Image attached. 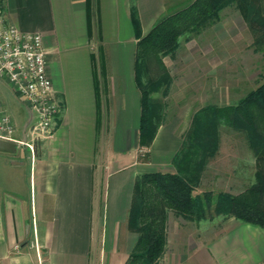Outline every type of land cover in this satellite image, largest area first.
I'll return each mask as SVG.
<instances>
[{
  "label": "crops",
  "instance_id": "1",
  "mask_svg": "<svg viewBox=\"0 0 264 264\" xmlns=\"http://www.w3.org/2000/svg\"><path fill=\"white\" fill-rule=\"evenodd\" d=\"M169 1L90 0V37L86 0H1L7 23L41 36L59 114L33 151L14 144V153L0 152V264H125L137 240L127 228L134 183L173 172L182 146L173 123L148 148L138 144L131 9L144 36ZM29 121L30 113L13 140L29 142ZM169 219L158 264H264L254 226L230 218L203 241L172 245Z\"/></svg>",
  "mask_w": 264,
  "mask_h": 264
},
{
  "label": "trees",
  "instance_id": "2",
  "mask_svg": "<svg viewBox=\"0 0 264 264\" xmlns=\"http://www.w3.org/2000/svg\"><path fill=\"white\" fill-rule=\"evenodd\" d=\"M261 0H193L178 11L161 18L144 36L140 35L131 9L132 24L136 34L134 53V81L140 95L138 144L148 148L159 127L158 106L151 95L161 90L166 95L171 78L162 67V57L173 53L181 36L197 33L219 21L220 12L234 4L242 16L255 13L248 20L254 34V45L264 53V15L260 13ZM88 33L90 27V0H86ZM152 60L161 65L160 77L144 88L143 70ZM226 125L242 132L255 157V182L235 196L219 194L213 213L227 216L258 228L264 235V82L249 92L235 106L207 107L193 120L186 140V149L173 159L174 172H150L140 175L133 187L127 228L137 235V240L125 264H158L166 246L168 213L199 223L210 212L211 194L193 195L199 171L206 159L217 152L219 127Z\"/></svg>",
  "mask_w": 264,
  "mask_h": 264
},
{
  "label": "rangeland",
  "instance_id": "3",
  "mask_svg": "<svg viewBox=\"0 0 264 264\" xmlns=\"http://www.w3.org/2000/svg\"><path fill=\"white\" fill-rule=\"evenodd\" d=\"M177 1H169L167 13L162 18L193 0ZM259 9L264 15V0H261ZM252 17L256 14L252 12L244 18L234 4L229 5L220 12L217 23L197 33L181 36L177 49L162 57V67L171 82L166 95L161 90L151 95L160 115L155 123L159 127L167 123L177 124L182 138L180 151L186 149L193 120L200 111L207 107L235 106L264 82V53L254 45V34L248 24ZM161 73L159 62L150 61L142 72V86L148 87ZM6 84L0 81V109L11 119L15 133L22 136L23 126L29 118L28 109ZM33 117H36L35 113ZM218 133L217 152L204 162L193 193L199 196L211 194L210 212L196 223L170 211L168 238L172 245L180 239L186 243L194 238L203 241L204 236L222 230L218 228L219 224H227L231 217L214 215L218 195H238L255 182V157L244 134L224 124L220 125ZM146 158L145 151L138 153V160Z\"/></svg>",
  "mask_w": 264,
  "mask_h": 264
},
{
  "label": "built area",
  "instance_id": "4",
  "mask_svg": "<svg viewBox=\"0 0 264 264\" xmlns=\"http://www.w3.org/2000/svg\"><path fill=\"white\" fill-rule=\"evenodd\" d=\"M0 81L7 83L27 107L29 142L12 139L14 126L0 109V140L25 146L50 137L59 107L53 99L51 81L46 72V54L39 34H23L2 15L0 0ZM35 113L36 117H33Z\"/></svg>",
  "mask_w": 264,
  "mask_h": 264
},
{
  "label": "water",
  "instance_id": "5",
  "mask_svg": "<svg viewBox=\"0 0 264 264\" xmlns=\"http://www.w3.org/2000/svg\"><path fill=\"white\" fill-rule=\"evenodd\" d=\"M0 152L8 154L14 153L15 145L11 142H5L0 140Z\"/></svg>",
  "mask_w": 264,
  "mask_h": 264
}]
</instances>
